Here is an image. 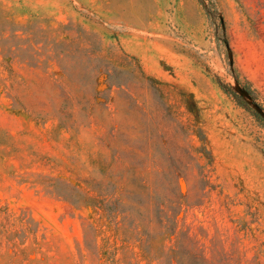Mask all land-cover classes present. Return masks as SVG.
Segmentation results:
<instances>
[{
    "label": "rangeland",
    "instance_id": "374dc122",
    "mask_svg": "<svg viewBox=\"0 0 264 264\" xmlns=\"http://www.w3.org/2000/svg\"><path fill=\"white\" fill-rule=\"evenodd\" d=\"M255 112L264 0H0V264H264Z\"/></svg>",
    "mask_w": 264,
    "mask_h": 264
},
{
    "label": "trees",
    "instance_id": "16d2710c",
    "mask_svg": "<svg viewBox=\"0 0 264 264\" xmlns=\"http://www.w3.org/2000/svg\"><path fill=\"white\" fill-rule=\"evenodd\" d=\"M140 72L143 75L142 77L145 78L146 80H148L150 82V84H153V85H156V86H160L162 84L159 81H157L156 79H153L151 77H148V76L144 75L142 71H140ZM235 81L241 87V90L250 99H252L254 101L255 99H254L253 93L249 89H246V88L242 87L240 82L238 81V79H235ZM225 92H226V94H228V96L235 98L237 100V103H238L239 106H243L245 108H249L248 104L244 101V99H243V97L241 95H238L236 92H233L231 89H225ZM254 115L259 120V122L261 123V127L264 130V118L261 115H259L258 113H256V112H255ZM200 181L203 182V177L200 179ZM180 190L182 191V186L181 185H180ZM158 197L159 196H156L154 198V200H156V198H158ZM181 197H182V194L180 195V197L178 199L179 200V202L177 203L178 206L181 204L180 203ZM171 253L174 254V251H172ZM177 256H179V255H177ZM184 257H185V259H184ZM184 257L182 258V256L181 257L179 256V258H180L179 261H178L179 264H182L184 262V260H188L190 264H199V263H201V259L199 258V255L196 254V253H186L184 255Z\"/></svg>",
    "mask_w": 264,
    "mask_h": 264
}]
</instances>
